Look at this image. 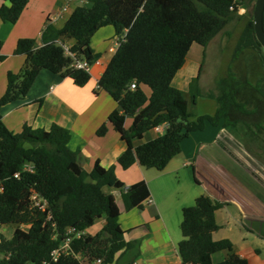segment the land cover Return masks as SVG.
<instances>
[{
	"label": "trees",
	"instance_id": "obj_1",
	"mask_svg": "<svg viewBox=\"0 0 264 264\" xmlns=\"http://www.w3.org/2000/svg\"><path fill=\"white\" fill-rule=\"evenodd\" d=\"M81 1L91 3V7H75L61 29L48 21L40 45L34 39L17 41L13 54L23 56L24 62L18 74H7L0 111L25 96L42 70L69 78L77 87L84 86L90 79L89 72L73 64L81 60L92 65L91 38L100 28L111 26L120 42L98 87L117 105L107 119L126 144L117 159L123 170L135 164L164 170L180 154L183 140L207 125L234 130L243 127L248 136L244 143L247 152L257 159L264 155V138L260 135L264 133V78L242 86L240 79L229 72L221 81L220 95H206L216 101L215 113L198 117L189 111L183 91L173 86L193 44L205 49L231 21L248 15L233 56L244 50L257 51L264 66V49L253 29L255 0ZM28 2L0 0V20L16 23ZM239 8L247 10L240 16ZM262 26L264 31V11ZM65 40L74 42L68 52ZM2 46L0 41V62L5 59ZM130 84L135 89H130ZM144 88L149 89V95ZM197 94L196 90L190 96L191 105L196 104ZM127 119H131L128 129ZM161 124H166L162 135L135 146L145 133ZM106 130L103 124L96 134L104 136ZM69 140V131L58 125L47 131L24 125L20 133L13 134L2 122L0 112V225L14 226L10 239L0 235V264H134L138 244L125 241V232L118 223L120 210L106 189H122L123 208L130 211L140 209L149 200L146 183L140 181L123 189L114 167L103 168L98 161L86 172V158L79 150L70 149ZM26 167L32 172L24 170ZM16 173L18 178L13 177ZM32 194L46 201L49 220L46 212L32 206ZM222 206L216 199L202 195L192 206L182 209V239L177 245L182 264H248L234 254L229 240L212 238L218 230L214 213ZM101 218L102 234H88L86 231ZM67 228L84 234L72 240V254L52 262L50 252L65 239ZM221 251L228 252V257L213 263L212 255Z\"/></svg>",
	"mask_w": 264,
	"mask_h": 264
},
{
	"label": "crops",
	"instance_id": "obj_2",
	"mask_svg": "<svg viewBox=\"0 0 264 264\" xmlns=\"http://www.w3.org/2000/svg\"><path fill=\"white\" fill-rule=\"evenodd\" d=\"M77 6L91 7V3L81 0H29L16 23L0 20V41L3 43L1 53L5 56L0 62V97L6 90L7 74H18L24 62L23 56L13 54L17 41L34 39L40 45L41 32L46 23L49 21L56 29H61ZM116 41L111 26L100 28L91 38L94 63L89 70L90 79L84 86L77 87L69 78H61L42 70L25 96L1 108L2 122L13 134L20 133L24 125L46 131L52 125H58L69 131L70 149L79 150L86 158L83 165L86 172H90L98 161L103 168L114 167L123 189L140 181L146 183L150 202H145L140 209L130 211L123 208L120 197L122 189H106V192L113 195L120 210L118 223L125 232V241L139 242L134 264H182L177 250L182 239L181 212L183 208L192 206L195 199L202 195L223 203L214 213L218 230L213 232V240L227 239L232 243L234 254L246 259L248 264H264V166L258 167L250 160L254 164L248 168L252 178L243 177L241 173L233 177L228 172L230 169H226L228 180L225 181V188L217 186L204 171V184L197 178L195 170V158L198 155L189 145H184L189 137L181 143V158L175 156L162 171L146 169L138 164L123 170L117 164L126 144L107 119L117 105L98 87V80L117 49ZM73 43V40H65L67 47ZM144 92L150 94L147 88H144ZM103 124L106 133L98 136L96 131ZM130 125L131 119H127L125 128L128 129ZM216 128L220 132L226 130ZM164 130L165 126H162L160 132L153 129L145 133L135 142V146L162 135ZM228 140L232 141L231 138ZM243 152L251 158L249 152ZM228 154L233 157L234 152ZM237 158L246 157L236 156V162H239ZM205 164L213 171L209 163ZM189 167H192L193 180L200 191L181 182L182 172L186 176L184 170ZM103 225L104 218H101L91 228ZM91 228L86 231L88 234ZM228 255L226 251L215 253L212 261L221 262Z\"/></svg>",
	"mask_w": 264,
	"mask_h": 264
},
{
	"label": "rangeland",
	"instance_id": "obj_3",
	"mask_svg": "<svg viewBox=\"0 0 264 264\" xmlns=\"http://www.w3.org/2000/svg\"><path fill=\"white\" fill-rule=\"evenodd\" d=\"M248 7L250 9V6ZM244 10L246 12L247 8H244ZM248 16L231 21L210 41L205 49L196 44H193L189 49L183 67L173 80V86L183 91L185 98L189 102V111L194 117L213 115L215 113L217 103L214 99H209L206 95L209 93L214 96L220 95L222 88L221 81L227 78L229 72L240 79L242 86H246L247 82L254 85L257 80L264 78V66L261 64L260 54L257 51L244 50L236 57L233 56L236 44L249 20ZM262 52L264 54V51ZM262 84L264 85V81ZM196 90L198 93L196 96V104L191 105L190 96L195 94ZM242 92L244 94L245 89ZM251 103L252 107L255 102L253 101ZM216 129L214 126L207 125L205 130L191 133L189 138L184 142V145H189V148H192V151L198 155V158H195L197 161L195 168L198 175L197 178L205 184L206 182L203 179L205 171L207 176L209 175L217 186L223 188L226 185L225 181L228 180L225 172L226 169H230L227 171L230 175L233 174V177L241 173L243 177L252 178V174L249 173L248 168L254 164H257L258 167L264 166V155L262 154L257 159L255 157L256 155L250 153L249 156L251 158H249L243 152L244 150L247 152L244 143L247 142L245 139L248 137L245 136L246 132L244 133L243 127L239 126L238 130L227 127L224 128L226 130H221L222 132L216 131ZM214 134L216 137L213 139ZM218 135L220 137H217ZM260 135L264 138L263 132ZM229 138L232 141H229ZM249 146L255 148L254 145ZM228 152H234L233 157ZM236 156L246 158H237V160H240L236 162ZM178 157L181 158V155ZM205 163H209L213 171ZM184 171H186V176H183L182 172L181 182L188 184L190 187H195L200 191L199 186L195 185L196 183L193 180L192 167ZM13 231L14 226L12 225H0V235L5 239H10ZM90 234H102V227L96 226L95 228H91Z\"/></svg>",
	"mask_w": 264,
	"mask_h": 264
},
{
	"label": "built area",
	"instance_id": "obj_4",
	"mask_svg": "<svg viewBox=\"0 0 264 264\" xmlns=\"http://www.w3.org/2000/svg\"><path fill=\"white\" fill-rule=\"evenodd\" d=\"M245 12L244 8H239L237 11L238 15H243V13ZM119 40L116 41L115 45L116 47H118L119 44ZM64 49L66 52H68V47L66 45H64ZM73 56V55H71ZM74 67L76 69H81L84 71L89 72L90 68H91V64H89L86 61H81V60H75L74 62ZM130 89H135V85L134 84H130ZM165 126L166 124H161L157 127L154 128L155 131L160 132L161 131V127ZM24 170L28 171V172H32V169L30 167H26ZM18 173L14 174V178H18ZM30 200L32 203V206L36 209H38L41 212H46L47 213V220H49L50 217V213L48 212V206L45 200L41 199L40 197H38L36 194H32L30 196ZM147 202H150L149 200ZM84 234V232H78L76 231L75 228H67L66 233H65V239L62 241V243L60 244V246L54 250H52L50 252V261L52 262H56L60 256H67L69 254H72L71 252V248H70V244L72 242V240L74 238H79L80 236H82ZM77 259L82 260V258L79 255L75 256ZM100 263V261H97V264ZM42 264H48L46 262H43Z\"/></svg>",
	"mask_w": 264,
	"mask_h": 264
},
{
	"label": "water",
	"instance_id": "obj_5",
	"mask_svg": "<svg viewBox=\"0 0 264 264\" xmlns=\"http://www.w3.org/2000/svg\"><path fill=\"white\" fill-rule=\"evenodd\" d=\"M264 11V0H255L253 6V29L256 40L264 49V31L262 26V15Z\"/></svg>",
	"mask_w": 264,
	"mask_h": 264
}]
</instances>
